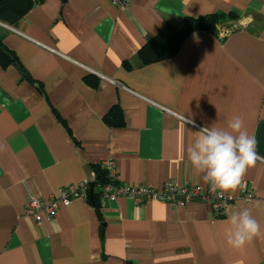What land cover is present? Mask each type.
<instances>
[{"label":"crops","instance_id":"1","mask_svg":"<svg viewBox=\"0 0 264 264\" xmlns=\"http://www.w3.org/2000/svg\"><path fill=\"white\" fill-rule=\"evenodd\" d=\"M230 10L237 30H197L172 57L141 63L139 49L168 22ZM0 39L27 73L0 63V264H264V159L225 192L233 200L222 214L199 198L126 196L99 208L75 198L42 222L24 214L30 198L58 194L107 160L124 185L208 189L187 148L237 115L264 157V0H42L16 25L0 21ZM116 106L122 126L106 119ZM239 207L262 232L237 250L225 228Z\"/></svg>","mask_w":264,"mask_h":264},{"label":"clouds","instance_id":"2","mask_svg":"<svg viewBox=\"0 0 264 264\" xmlns=\"http://www.w3.org/2000/svg\"><path fill=\"white\" fill-rule=\"evenodd\" d=\"M194 137L187 159L214 193L241 189L248 170L264 159L258 156L257 140L239 115L233 116L226 128L214 124L194 133ZM226 215L225 239L231 248L242 249L261 234V225L249 208H230Z\"/></svg>","mask_w":264,"mask_h":264},{"label":"trees","instance_id":"3","mask_svg":"<svg viewBox=\"0 0 264 264\" xmlns=\"http://www.w3.org/2000/svg\"><path fill=\"white\" fill-rule=\"evenodd\" d=\"M42 0H0V21L8 25H16L19 20L37 3ZM240 15L230 10L228 12L218 11L214 13L203 14L199 16H186L181 19L180 24L168 22L159 29L158 33L147 40L138 51V56L142 64L158 62L175 55L182 45L183 41L197 30H206L219 35L217 25L230 20H238ZM233 29L232 31L237 30ZM231 31V32H232ZM0 63L3 66L16 64L22 74L26 72L19 64L16 54L11 51L0 39ZM89 79V77H88ZM111 125L122 126L124 118L120 107H113L106 116ZM95 174L94 181L91 182L86 200L99 208L100 200L103 198L102 187L107 184H116L109 174L108 168L99 163L93 166Z\"/></svg>","mask_w":264,"mask_h":264},{"label":"built area","instance_id":"4","mask_svg":"<svg viewBox=\"0 0 264 264\" xmlns=\"http://www.w3.org/2000/svg\"><path fill=\"white\" fill-rule=\"evenodd\" d=\"M118 6H126L129 0H113ZM92 72L96 73L92 70ZM99 76L109 79L98 73ZM109 170L110 176L117 181L116 184H107L102 187L103 198L116 200L126 196L134 203L141 205L147 200H160L176 206H185L193 198H199L207 202L218 214H222L233 198L217 190L215 193L208 189H203L199 185H180L178 183H168L162 190L150 186L124 185L118 177V170L114 160H107L103 163ZM95 179L94 172L84 181L78 184H71L63 187L58 194H52L47 199L30 198L24 208V214L33 218L37 222L54 218L61 205H69L75 198H87L88 188ZM242 197L250 200L255 197L252 190L244 191Z\"/></svg>","mask_w":264,"mask_h":264},{"label":"rangeland","instance_id":"5","mask_svg":"<svg viewBox=\"0 0 264 264\" xmlns=\"http://www.w3.org/2000/svg\"><path fill=\"white\" fill-rule=\"evenodd\" d=\"M239 20H230L224 23H220L217 25V29L219 33L227 34L231 32L233 29L240 27Z\"/></svg>","mask_w":264,"mask_h":264}]
</instances>
